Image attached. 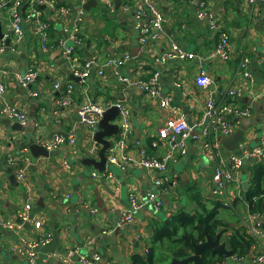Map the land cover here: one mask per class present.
I'll list each match as a JSON object with an SVG mask.
<instances>
[{
	"label": "crops",
	"instance_id": "0c3cea01",
	"mask_svg": "<svg viewBox=\"0 0 264 264\" xmlns=\"http://www.w3.org/2000/svg\"><path fill=\"white\" fill-rule=\"evenodd\" d=\"M16 1L0 0L4 3L0 9V25L5 37L12 31L11 12ZM88 1L37 3L32 18L21 22L23 40L17 42L9 37L10 45L5 44L4 52L0 53V81L5 87L0 95V221L16 226L13 230L0 227V264H25L18 259L26 261L24 256L16 255L14 250L43 234L49 235V243L38 250L34 264H79L77 257L94 252L101 256L98 264H131L132 258L147 255L156 226L167 225L180 211L193 215L221 203L213 180L218 158L203 152L204 124L194 127L205 113V90L195 83L201 71L216 87L218 100H227L228 89L241 88L243 95L234 104L250 106L252 111L249 118L231 119L237 123L235 131L244 129L245 138L233 152L226 150L219 140V158L227 162L229 156L251 152L264 140V109L261 119L255 120L257 106L264 102V98L257 96L264 90V0L155 2L164 16L162 34L146 44L139 40L134 17L135 8L142 0H95L96 6L87 10L84 5ZM48 2L61 7L63 13L54 17ZM107 2L111 3L113 13L108 12ZM125 5L127 10L123 9ZM202 5L219 19L220 28L230 38L232 52L227 61L213 53L215 38L197 16ZM145 19L151 20L147 10ZM37 21L48 24L51 40L46 49H42L36 33ZM76 28L79 42L70 38ZM172 42L194 57L160 59ZM67 49L71 50V56L65 54ZM124 52L130 54L129 61L117 68L105 65L107 60ZM244 56L249 59L248 78L238 68ZM87 63L90 65L88 76L81 79L80 73ZM29 70L36 71V79L26 86L20 85L17 76H24ZM153 72L158 73L160 89L155 97L145 95L118 77L146 80ZM55 83L59 84L58 88L54 87ZM68 86L72 87L71 102L63 106L58 100ZM164 97L170 98V104L190 126L194 125L191 134L199 138L195 141L190 135L183 139V150L175 146L181 141L180 136L175 135V141L171 142L157 135V129L165 126L169 115L160 107ZM84 100L100 105L121 102L129 108L130 134L121 146L119 133L116 138L111 137L112 146L106 153L103 172L83 164L85 158L98 160L101 148L93 141L96 132L90 133L77 115V107ZM9 107L25 115L26 121L21 126L27 127L31 122L29 116L35 115L31 134L11 130L10 124L2 122L7 119L3 110ZM111 123L116 125V120ZM71 131L74 133L72 145L66 143L50 151L46 149L50 153L48 157L30 154L28 136L37 143L40 138L66 137ZM93 143L97 147L96 155L90 153ZM141 148L153 157L173 151L174 160L164 173L145 170L131 162L139 158ZM112 150L118 159H129L124 167L108 162ZM260 162L264 164V160L256 158L243 160L229 187L235 206L230 212L220 206L216 208L222 224L219 229L223 230L221 241L239 227L246 228L254 237L251 236L254 244L244 258L234 260L231 256L221 264H264L253 260V257H264V215L251 213L245 198L250 169ZM6 169L11 172L7 174ZM19 172L21 180L16 178ZM11 175L16 179L14 183ZM163 177L169 180L161 191H156L154 180ZM155 191L162 203L159 210L147 204L134 214L130 224L118 227L122 212L130 207L131 194L144 202ZM92 209L97 213H90ZM36 222L40 223L39 228L34 226ZM254 225L259 231L257 236L250 230ZM103 230L108 233L103 234ZM68 253L75 254L67 262L56 256Z\"/></svg>",
	"mask_w": 264,
	"mask_h": 264
},
{
	"label": "built area",
	"instance_id": "2783aa9c",
	"mask_svg": "<svg viewBox=\"0 0 264 264\" xmlns=\"http://www.w3.org/2000/svg\"><path fill=\"white\" fill-rule=\"evenodd\" d=\"M44 0H18L15 3V8L11 12L12 20V31L9 37L14 38L17 42H21L24 37L23 30L21 28V22L24 19H30L35 14L34 6ZM81 2L84 0H80ZM165 0H142L141 5L135 8V26L139 31V40L142 44H146L152 41H155L162 34V23L164 22V16L159 11V9L154 5V3H161ZM249 3H252L253 0H247ZM4 3L0 2V9L3 7ZM21 5L24 6V9L20 12L18 7ZM48 8L53 12L54 17L59 16L63 13L62 8H56V5L53 2H48ZM106 8L109 13H113L112 5L110 2L106 3ZM124 10L128 9V6L125 5ZM146 10L151 16V20L146 22ZM198 18L207 26V29L212 33V36L215 38V45L213 48L214 55L222 60L227 61L232 52L231 42L228 34L220 28L219 19L215 16L208 13L205 7L200 6L197 14ZM37 35L42 41V49H46L48 46L50 36L48 35V24L43 21L36 22ZM78 29L76 28L71 34L70 38L75 42H79L80 39L77 36ZM9 37H3L2 42H0V53L4 52L5 49V39ZM67 56H71L72 52L70 49L65 51ZM130 54L127 52L122 53L121 56L113 57L105 63L106 66H113L114 68L119 67L120 65L126 63L130 60ZM193 54L186 53L181 47L176 43H171L169 50L164 53L160 59L171 58L176 60L192 59ZM248 57L244 56L239 62L238 68L244 78H248ZM90 65L87 63L85 65V70L80 73V78L83 79L88 76V69ZM24 76H17L18 82L22 86H26L29 82L33 81L37 77V73L34 70H29ZM119 79L125 83H129L133 88L138 89L149 97H155L159 94L158 86V73L153 72L150 76L145 79H134L130 81L126 78L118 76ZM195 83L198 87L205 90V113L203 118L199 119L196 125L190 126L184 119V117L179 113L178 109L173 107L170 102L169 97H164L160 101V107L169 112L168 117L166 118V124L163 127L157 129V135L159 138L168 139L171 142L175 141V135L180 136L181 141L177 142L175 146L179 150H183L182 140L186 137L192 135L191 132L194 127L205 126L203 130V141L201 143L204 154H209L214 158H218L217 165L213 172V180L217 186L216 193L218 194L221 204L226 209H233L234 199L230 195L229 187L235 181L234 174L238 173L240 168L243 166L244 159L256 158L257 160H264V140H262L260 147L252 150L251 152H246L241 156L231 155L228 158L227 162H224L220 159L219 151V139L220 137H226L231 135L235 129L237 123H232L231 119H246L251 117L252 111L251 107H241L234 104L235 101L240 99L243 95V89L241 88H232L228 89L226 97L227 100L220 101L218 100V91L212 81L205 75L203 71L195 79ZM59 84L55 83L54 87L58 88ZM4 85L0 81V95L4 92ZM258 97L264 98V90L257 95ZM72 97V87L68 86L67 90L62 94L61 99L58 100L60 105H69ZM115 106L118 109V116L116 117V125L119 128V137L121 139L120 146L122 141L124 142L130 134V120H129V108L126 104L121 102H109L106 105H100L92 102L91 100H84L77 107V115L79 117L80 123L85 126L88 131L94 134L97 131L98 123L101 120L102 114L109 108ZM5 118L10 121L17 122L19 124H24L26 117L23 112L17 108L9 107L3 110ZM192 138L195 141H198V136L192 135ZM38 145H41L47 150L54 149L62 144L74 143V133L71 131L67 134L66 137L54 136L50 139L40 138L38 140ZM94 144V146H93ZM92 144L90 153L96 155V145ZM127 158L122 157L118 159L115 155V151L112 150L108 156V162L112 165H117L119 167H124L128 163ZM174 160L173 151L166 153L161 157L149 156L146 151L141 148L139 149V158L137 160L131 159V162H136V164L150 171H157L159 173H164L167 171L168 164ZM11 162V160H9ZM66 168H70L66 164ZM93 177H96V174H92ZM18 180L22 179V174L19 172L16 175ZM169 179L166 177L155 179L154 188L156 191H161L162 186ZM174 180V179H173ZM150 193L144 202H140L138 197L135 194H131L129 197L130 207L123 211L119 220L118 227L122 228L125 225L130 224L133 221L134 214L143 209L145 205H150L155 211L159 210L162 207L161 201L157 197V192ZM239 197V196H238ZM92 214H96L97 211L92 209L90 211ZM263 214H257L261 216ZM36 228L40 227V223L36 222L34 224ZM0 227L7 228L9 230L16 229V226L11 223L0 221ZM255 236L259 234L257 226L254 225L250 228ZM103 234L108 233L107 231H102ZM251 235V234H250ZM252 236V235H251ZM253 237V236H252ZM254 238V237H253ZM49 243V235L43 234L40 235L36 240L30 242H25L23 248L19 247L14 250L16 255L24 256L28 264H34L38 250ZM75 253H68L66 255L56 256L63 262L70 261L73 259ZM101 256L98 252L92 253L90 256H79L77 257V262L79 264H98L100 262ZM234 260H237V257L233 256ZM253 260L257 263L264 262L263 256L253 257Z\"/></svg>",
	"mask_w": 264,
	"mask_h": 264
},
{
	"label": "trees",
	"instance_id": "16d2710c",
	"mask_svg": "<svg viewBox=\"0 0 264 264\" xmlns=\"http://www.w3.org/2000/svg\"><path fill=\"white\" fill-rule=\"evenodd\" d=\"M23 9V5L18 7L20 12ZM245 198L251 213L263 214L264 164L261 162L250 169L249 187ZM218 206L223 207L221 203H216L211 210L202 211L203 208L193 215L180 211L171 217L167 225L156 226L147 255L132 258L131 264H170L173 259H184L192 255L193 245L204 242L206 235L212 239L217 234L221 237L223 230L219 229L222 224L216 211ZM223 242L226 248L232 251V256L242 259L248 254L254 239L246 228L239 227L233 233L226 235ZM201 259L202 264H221L227 260L221 256H211L208 251L201 253Z\"/></svg>",
	"mask_w": 264,
	"mask_h": 264
},
{
	"label": "water",
	"instance_id": "95a60500",
	"mask_svg": "<svg viewBox=\"0 0 264 264\" xmlns=\"http://www.w3.org/2000/svg\"><path fill=\"white\" fill-rule=\"evenodd\" d=\"M96 6V1L95 0H90L86 5H84L85 9H89V7H95ZM43 8V7H42ZM3 33L1 32V25H0V39L2 40L3 38ZM5 44L7 46L10 45L9 39H5ZM72 78V76H71ZM75 79V78H73ZM264 109V102L259 104L256 109L255 113V120H260L261 119V114L262 110ZM118 116V109L113 106L109 109H107L101 117V120L98 123L97 131L93 137V141L101 146L100 150L98 151V160L96 159H91V158H85L83 160V164L86 166H91L95 169H97L99 172H103L105 170L106 166V153L107 151L111 148L112 146V141L111 137L116 138V136L119 133L118 126L115 124H112L111 121H115L116 117ZM31 119L30 124L26 126H21L17 122L11 123L10 120L6 119L2 121L6 125H11L10 129L15 130V131H24L25 133H32L34 129V125L36 124L35 120V115H30L29 116ZM110 138V141H109ZM244 129L241 128L235 132H233L231 135L228 137H221L220 144L226 149L230 151H236L237 150V145L239 143H243L244 141ZM27 147L29 148V152L32 156L38 157V156H45L48 157L50 153L43 147L39 146L35 142V138L32 136H28V145ZM1 168V166H0ZM5 172L9 174L11 172L10 169H6ZM10 180L12 183L15 182V177L14 175L10 176ZM19 223L20 221L17 220ZM203 251H208V253L211 256H221L224 259H228L232 256V251L228 250L226 248V244L220 240V235L217 234L214 239H212L209 235H206L205 241L198 244V245H193V254L190 255L189 257H186L184 259H173L170 264H202V259H201V253ZM21 260V262H24L25 264H28L27 261L18 258ZM104 257V261H105Z\"/></svg>",
	"mask_w": 264,
	"mask_h": 264
},
{
	"label": "rangeland",
	"instance_id": "374dc122",
	"mask_svg": "<svg viewBox=\"0 0 264 264\" xmlns=\"http://www.w3.org/2000/svg\"><path fill=\"white\" fill-rule=\"evenodd\" d=\"M133 33H134V34H136V31H135V30H133ZM191 137H192V135H191ZM222 208H224V207H222ZM224 209H225V208H224ZM227 211H229V212H230L231 210H229V209H225V212H227ZM229 212H228V213H229ZM222 213H223V211H221V212H220V214H222Z\"/></svg>",
	"mask_w": 264,
	"mask_h": 264
}]
</instances>
